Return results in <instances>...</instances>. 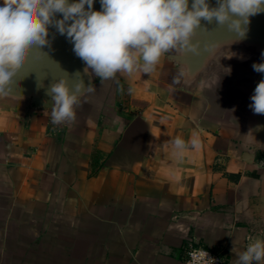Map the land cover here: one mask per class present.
Returning <instances> with one entry per match:
<instances>
[{"label": "crops", "instance_id": "obj_1", "mask_svg": "<svg viewBox=\"0 0 264 264\" xmlns=\"http://www.w3.org/2000/svg\"><path fill=\"white\" fill-rule=\"evenodd\" d=\"M201 27L198 54L173 50L151 74L103 81L50 27L18 89L0 94V264H183L188 240L226 247L236 264L264 238V128L244 136L264 126L249 108L264 13L243 38ZM181 68L190 75L176 83ZM62 77L92 90L74 121L53 124L46 89ZM177 136L200 146L177 159Z\"/></svg>", "mask_w": 264, "mask_h": 264}, {"label": "clouds", "instance_id": "obj_2", "mask_svg": "<svg viewBox=\"0 0 264 264\" xmlns=\"http://www.w3.org/2000/svg\"><path fill=\"white\" fill-rule=\"evenodd\" d=\"M101 10H94L96 0H0V94L18 89L20 73L34 48L49 45V29L65 35L73 51L101 81L118 73L140 71L151 74L161 58L173 50L194 52L193 38L202 20L226 27L243 38L251 17L264 13V0H99ZM57 14L62 18L57 19ZM264 56V54H262ZM253 70L264 73V62L254 63ZM228 69L230 74L231 69ZM80 75L79 73L76 76ZM190 75L181 68L179 77ZM75 76V77H76ZM62 77L46 89L51 101L53 124L72 122L80 95L91 91L84 81ZM133 91V89H129ZM249 108L264 115V79L255 87ZM264 126L250 130L247 137ZM173 155L183 159L189 148L200 146L198 138L185 141L177 136L170 141ZM189 264H216L204 249L189 253ZM264 261V238H250L238 254L236 264H260Z\"/></svg>", "mask_w": 264, "mask_h": 264}, {"label": "built area", "instance_id": "obj_3", "mask_svg": "<svg viewBox=\"0 0 264 264\" xmlns=\"http://www.w3.org/2000/svg\"><path fill=\"white\" fill-rule=\"evenodd\" d=\"M204 249L209 252L210 256L215 258L216 264H227L228 262V253L226 247H220V248H207L195 241L188 240L186 245L183 248L184 251V259L183 264H189V261L191 257L189 256V253L194 250Z\"/></svg>", "mask_w": 264, "mask_h": 264}]
</instances>
